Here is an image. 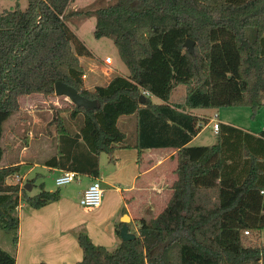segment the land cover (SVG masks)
I'll use <instances>...</instances> for the list:
<instances>
[{
    "label": "trees",
    "instance_id": "1",
    "mask_svg": "<svg viewBox=\"0 0 264 264\" xmlns=\"http://www.w3.org/2000/svg\"><path fill=\"white\" fill-rule=\"evenodd\" d=\"M26 1L25 9L0 11V230L13 233L12 245L20 200L40 208L60 191L41 185L29 194L13 181L20 164H1L4 123L19 110L20 98L53 95L54 83L62 81L97 106L54 110L57 153L45 165L98 176L99 154L113 162L115 149L127 147L117 126L122 115L135 116L138 156L143 149L172 148L177 159L168 201L155 217L138 220L136 238L110 250L78 232L82 259L75 264H264V244H244L245 231L264 229V152L244 150L243 170L232 174L227 157L241 153L223 151L221 130L233 128L219 124L216 144L188 145L201 126L187 111L249 107L253 118L264 104V0H114L71 12L95 16L93 37L112 39L128 70L92 89L79 61L91 53L66 23L74 0ZM186 39L194 41L193 53ZM178 86L185 88L183 103H171ZM68 111L80 118L74 134L62 116ZM259 134L264 138V130ZM226 144L235 149L239 143ZM0 264H15L14 254L0 247Z\"/></svg>",
    "mask_w": 264,
    "mask_h": 264
},
{
    "label": "crops",
    "instance_id": "2",
    "mask_svg": "<svg viewBox=\"0 0 264 264\" xmlns=\"http://www.w3.org/2000/svg\"><path fill=\"white\" fill-rule=\"evenodd\" d=\"M85 58L89 57L81 56L79 57V61L84 68V75L86 78L87 73L85 64L82 63ZM111 63L112 61L109 64ZM109 64L105 63V61L100 63L99 68L103 70V73L108 70V72H106L108 73L106 75L108 78H103V83H95L92 81L91 83L94 82L93 87L97 85H106L112 77L119 75ZM89 70L92 69L89 68ZM100 77L101 74H97V76H93L92 79L98 81L101 80ZM90 87L91 86L88 88ZM177 89L178 87L170 96V102L181 104L183 103L185 92L181 99H174L173 97ZM25 97H31V95ZM150 98L154 103H161L158 98L152 95H150ZM263 109L264 104L258 109L257 113ZM218 110L219 108L187 109V111L198 117L197 124L201 126L200 131L188 142V145H206L195 144L194 141L201 134L203 127L209 126L211 123L213 124L216 114V119L219 124L228 125L233 128V130H228L227 128L221 130V139L225 142L223 151L230 156L233 155L232 152L236 149H239L241 153L236 160L227 157L225 163V170L235 174V171L239 172L241 169L243 170L244 158L242 155L244 154V150L249 149L256 152H264V138L260 137L259 134L260 131L264 130V127L253 130L249 127V124L242 126L229 123L224 119H220L221 115ZM256 115L251 118L253 120L256 119ZM121 117L117 120V126L120 121L123 126L130 127L136 135L135 116L122 115ZM220 126L221 125H219L217 132H214L212 129L217 137L215 141L209 145L218 142ZM135 135L133 140L127 143V147L115 149L113 154L114 161L112 163L108 162L114 167L115 172L112 174H102L100 171V161L98 159V176L85 174V177L87 176V181L85 182L86 186L83 185L78 191L79 196L82 195L83 191L95 179H98L101 185H111L109 191L102 187V201L98 207L91 209L78 208L70 198V195H67L64 191H61L58 200L40 208H32L26 202L20 200L17 207L19 227L16 234V244L15 246L12 245L11 249L8 250V252L13 253L15 256V264H75L82 259V249L78 245L76 239L78 232L82 231L86 233L94 244L105 246L107 249L111 250L115 248L120 241V238H118L115 233L116 225L120 222L119 216L121 217L123 214H128L130 221L127 225L129 231L133 233L138 227V220L140 218L148 220L156 216H153L156 210L155 208H157L158 204L162 206L165 201L167 202L171 195V185L176 178L174 173L177 166L176 150L172 148H148L143 149L140 156H138L137 149L133 147L135 144ZM233 138L239 143L235 146V149L226 144L227 141H232ZM80 152L86 155L83 147H80ZM56 153L57 150L53 155H56ZM79 156L83 159L80 154ZM9 164L21 165L24 164V162L19 158L18 162L13 161L12 163L2 164V166ZM237 164L242 165V167L237 168ZM35 165L34 163L33 166ZM45 167L52 171L55 176L61 175L64 171H68L47 165ZM31 168L32 167H30V169ZM76 174V178H78L80 173ZM30 191H28L29 194H31ZM254 235L258 238L262 235V230L254 233ZM258 239V244H261L260 238Z\"/></svg>",
    "mask_w": 264,
    "mask_h": 264
},
{
    "label": "rangeland",
    "instance_id": "3",
    "mask_svg": "<svg viewBox=\"0 0 264 264\" xmlns=\"http://www.w3.org/2000/svg\"><path fill=\"white\" fill-rule=\"evenodd\" d=\"M114 0H74L70 3L67 18V25L76 34V36L83 42L86 48L90 51L89 58H85L82 63L85 64L87 77H84L85 85L88 89H92L94 82L103 83V78L106 76L108 70L103 73L99 68L100 63L105 60V57H110L112 63L109 66L119 75H126L128 70L121 61L117 49L113 44L112 39L103 37L96 39L93 37L92 31L95 23V16L83 14H71V12H85L93 10L97 7L109 5ZM16 6L25 9L27 6L26 0H0V11L5 9H15ZM91 68L92 70H89ZM102 70V71H101ZM101 74V80L92 79L93 76ZM115 74V73H114ZM94 81L93 83H91ZM90 84V85H89ZM185 92L184 86H178L175 91L174 99H181ZM71 100L65 96H57L55 94L47 97L41 95H31V97H23L20 99V107L9 119L4 123L3 137L1 145L4 146L5 152L1 164L18 162L20 160L24 164L19 165V172L13 178L14 182L20 181L21 185L29 183L32 185L31 194H36L40 191V186H44L46 190L64 191L74 201L78 208L79 194L78 191L83 185L86 186L87 176L80 174L78 178L70 183L62 186L55 185V174L48 170L45 166V161L51 158L57 148L56 130L55 126L50 123L54 110L56 108H71ZM220 119H224L229 123H235L242 126L248 125L253 130H258L264 127V109L256 115V119L250 116V109L246 107H223L219 108ZM66 126L74 134L80 125V118H70L69 111L62 113ZM121 117V116H120ZM119 117V118H120ZM122 118V117H121ZM125 129H124V128ZM118 128L126 133L124 144L129 143L134 138V131L130 127H125L119 121ZM131 130V131H130ZM216 134L212 131V123L202 129L201 134L195 139V144L209 145L215 141ZM117 153V152H116ZM23 154V155H22ZM22 155V156H21ZM108 155L104 152L99 154L100 171L102 174H112L115 172L114 167L108 163ZM16 159V160H15ZM36 164L33 166V164ZM112 163V162H111ZM30 167H32L30 169ZM29 181V182H28ZM101 187L106 188L107 191L111 189V185L102 184ZM123 187V185H122ZM169 197V196H168ZM167 197V198H168ZM166 202V201H165ZM157 206L155 212L157 215L164 206ZM152 212V211H151ZM119 216V221H120ZM131 225V224H130ZM253 233L245 234L244 244L255 245L259 243L264 244V229L262 235L258 238ZM13 233L5 230H0V247L5 250H10L12 246Z\"/></svg>",
    "mask_w": 264,
    "mask_h": 264
},
{
    "label": "water",
    "instance_id": "4",
    "mask_svg": "<svg viewBox=\"0 0 264 264\" xmlns=\"http://www.w3.org/2000/svg\"><path fill=\"white\" fill-rule=\"evenodd\" d=\"M184 47L189 53L194 52V41L191 39H186L184 42ZM54 94L57 96H65L68 97L72 103H74L77 107L84 108H95L97 106L96 100H90L78 93V91L70 85L62 81H56L54 83ZM143 95H141L140 100L143 101ZM24 188L28 191L31 190V186L29 183L24 185ZM130 221V217L128 214H123L120 218V222L122 223L119 229V237L120 240L130 241L136 238V235L133 232L129 231L128 222Z\"/></svg>",
    "mask_w": 264,
    "mask_h": 264
},
{
    "label": "built area",
    "instance_id": "5",
    "mask_svg": "<svg viewBox=\"0 0 264 264\" xmlns=\"http://www.w3.org/2000/svg\"><path fill=\"white\" fill-rule=\"evenodd\" d=\"M105 63L109 64L111 62L110 57L105 58ZM85 75H83L84 79ZM145 96H150L151 94L147 91L142 92ZM217 115L214 116V122L212 124V129L217 132L219 129V122L216 119ZM76 173L74 171H64L61 175L55 177L54 181L57 186H62L64 184L70 183L76 178ZM103 189L101 183L98 179L93 180L88 187L83 191L79 198V205L85 209H91L98 207L102 201ZM249 234L248 231L244 232Z\"/></svg>",
    "mask_w": 264,
    "mask_h": 264
}]
</instances>
